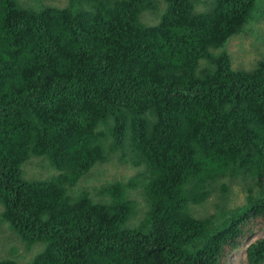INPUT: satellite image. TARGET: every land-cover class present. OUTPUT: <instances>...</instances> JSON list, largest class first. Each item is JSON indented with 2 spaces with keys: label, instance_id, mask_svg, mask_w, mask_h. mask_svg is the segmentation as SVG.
I'll return each mask as SVG.
<instances>
[{
  "label": "trees",
  "instance_id": "obj_1",
  "mask_svg": "<svg viewBox=\"0 0 264 264\" xmlns=\"http://www.w3.org/2000/svg\"><path fill=\"white\" fill-rule=\"evenodd\" d=\"M67 2L0 0L2 220L44 244L30 264H228L264 230V57L237 71L227 49L259 0ZM114 154L145 171L104 187L109 202L68 195ZM32 156L58 175L26 180ZM140 177L146 212L133 225ZM238 179L246 205L193 213ZM246 263L264 264V236Z\"/></svg>",
  "mask_w": 264,
  "mask_h": 264
},
{
  "label": "rangeland",
  "instance_id": "obj_2",
  "mask_svg": "<svg viewBox=\"0 0 264 264\" xmlns=\"http://www.w3.org/2000/svg\"><path fill=\"white\" fill-rule=\"evenodd\" d=\"M25 7L54 6L65 7L67 0H18ZM204 2L199 10L204 9ZM143 21L148 24H156L159 16L146 13ZM233 62V68L237 71H252L256 69L258 61L264 57V0H259L258 6L253 12L250 23L239 34L230 39L227 44ZM23 176L26 180L47 181L58 175L57 170L52 167L44 156H32L22 167ZM143 166L133 163L131 156L124 157L122 154H114L105 163L96 165L91 172L83 177L74 187H68L67 193L76 197L83 192H88L96 202H109L107 195L102 194V189L116 182H127L144 172ZM141 181L139 186L130 192V197L136 202L137 215L131 224H138L146 212V201L144 187ZM230 186L229 198L222 199L220 192L212 195L204 204L193 206L192 211L197 217L213 215L216 205L227 203L231 209H237L246 205L249 195V183L244 180H225ZM219 189V188H218ZM3 207L0 205V261L11 259L20 264H30L34 257L44 249L43 243L27 246L12 230L7 222L2 220ZM264 236V230L257 231L251 238L244 241L241 246L230 254L228 264H247V247Z\"/></svg>",
  "mask_w": 264,
  "mask_h": 264
}]
</instances>
